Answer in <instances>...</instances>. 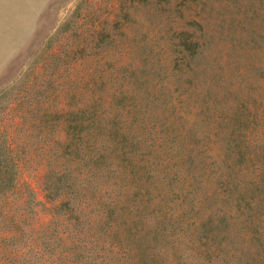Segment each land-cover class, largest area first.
<instances>
[{
    "label": "rangeland",
    "instance_id": "obj_1",
    "mask_svg": "<svg viewBox=\"0 0 264 264\" xmlns=\"http://www.w3.org/2000/svg\"><path fill=\"white\" fill-rule=\"evenodd\" d=\"M0 144V264H76L44 187L88 165L93 203L116 187L110 264L152 213L184 252L264 264V0H0Z\"/></svg>",
    "mask_w": 264,
    "mask_h": 264
},
{
    "label": "trees",
    "instance_id": "obj_2",
    "mask_svg": "<svg viewBox=\"0 0 264 264\" xmlns=\"http://www.w3.org/2000/svg\"><path fill=\"white\" fill-rule=\"evenodd\" d=\"M10 150V147L0 144V215L6 210L3 195L14 185L18 173L17 157ZM73 169V167L60 168L61 174L58 175L62 177L60 183L50 186L49 180L50 183H46L44 187V195L53 205L51 207L52 219L50 220V222L54 220L53 229L57 226H55L56 221H60L59 224L62 225L61 229L55 231V235L65 233L69 237L70 246L67 252L76 264H110L107 259L108 256L111 257L108 253L111 248L110 230L115 231L113 226L117 222L115 214L116 187L106 183L103 198L96 205L90 196L86 195L87 190H92L94 186L91 179V165H88L85 172L80 175L73 173ZM117 187L119 190V183ZM150 195V191L146 189V198L148 199ZM90 204L91 206L88 208ZM135 208L137 212L145 211L143 205L136 204ZM151 218L153 221L150 226L135 238L138 244L135 264H235L234 261H231L232 257L234 259L236 257L235 252L233 249L229 250L228 244L219 242L210 249L208 247L210 244L207 241V246L201 256L196 255L192 249L184 252L179 244V234L175 237L176 242L169 243L167 241V236L174 232L171 231V227L175 229L174 222L180 223V221H169L165 213H162L161 216L152 213ZM12 222L10 221L6 227L0 229L1 231L12 230V232H6V236H11L7 240L12 239L16 229ZM200 232L201 245H206L202 240V238L207 239L206 235H202V230ZM47 237L50 238L49 235ZM106 243H108L107 246ZM186 247L190 246L186 243ZM122 250L124 252L125 249ZM96 256H101L98 261L95 260ZM124 257V264H127L128 255L125 254ZM9 264H19V262L12 259Z\"/></svg>",
    "mask_w": 264,
    "mask_h": 264
}]
</instances>
